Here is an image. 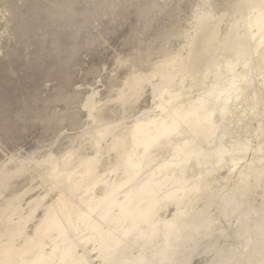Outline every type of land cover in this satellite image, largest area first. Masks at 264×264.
Wrapping results in <instances>:
<instances>
[{"label":"rangeland","instance_id":"1","mask_svg":"<svg viewBox=\"0 0 264 264\" xmlns=\"http://www.w3.org/2000/svg\"><path fill=\"white\" fill-rule=\"evenodd\" d=\"M239 1L212 0L219 15L229 14L222 42L231 23L248 33ZM207 6L204 0H0V215L9 209L1 215L0 234L8 227L16 233L13 253L0 264H264L261 189L257 208L250 207L258 210L261 237L242 258L233 231L203 247L186 238L188 231L177 241L170 232L181 217L179 205L195 202L200 185V178L162 171L192 150L187 142L179 146L182 151L172 144L180 121L190 122L196 135L218 138L211 154L219 161L209 169L219 174L217 180L240 168L238 162L227 167L223 162L233 147L250 152L254 145L242 132L249 133L243 123L249 113L256 116L258 106L249 111L243 105L246 76L236 74L251 77V60L221 57L199 80L180 69L187 63L195 11ZM247 13L264 17L261 7H247ZM240 55L245 56L243 47ZM163 74L167 86L153 103L152 85ZM93 91L100 103L91 118L84 104ZM223 100L216 122L217 109L208 108ZM228 103L230 108L223 107ZM150 107L155 109L150 119L137 118ZM194 149L198 157L210 153ZM259 151L263 160L264 146ZM50 152L61 171L63 158L73 154L70 174L86 167L88 183L93 171L99 178L78 221L64 215V194L50 177L49 164L18 165L19 159L41 160ZM224 187L212 197L221 198ZM205 205L199 202L196 211ZM210 211L215 225L229 229L216 207ZM149 216L154 218L148 221ZM141 255L145 258L137 262Z\"/></svg>","mask_w":264,"mask_h":264},{"label":"bare ground","instance_id":"2","mask_svg":"<svg viewBox=\"0 0 264 264\" xmlns=\"http://www.w3.org/2000/svg\"><path fill=\"white\" fill-rule=\"evenodd\" d=\"M204 2L208 4V6L198 7L195 11L193 23L194 30L186 38L185 46L188 48L187 63L182 65L180 69L187 75L191 73L195 79L199 80L206 75L209 68H215L216 63L221 57L240 63L249 59L251 60V65L249 66V69L253 71L251 77L242 72H236V74L241 79L246 76V80L241 84L242 92H240L243 105H245L249 111L253 106H258V113L256 116L249 113L247 120L243 123L244 126L248 124L249 133L242 132V137L252 139L254 145L251 146L250 152H247V150L242 147H233L230 153L223 159V162L225 167H227L228 163L238 162L240 168L238 172L235 171L232 175L217 180L219 174H212L209 172V169L214 163L219 161L216 156H212L211 154V151L217 148L219 142L218 138L214 135L210 139H205L202 135H196L195 132L191 131L190 122L185 120L180 121L178 133L173 137L172 144L179 148L181 144L187 142L190 144L192 150L188 152V157L185 158L184 155H182L178 161L171 162L163 167L162 171H168L180 178H200V185L195 191L196 193L198 192L197 200L195 202L188 201L184 207L179 205L178 210H182L181 217L176 219L172 227L169 228L175 241L181 239L184 232L188 231L191 234L186 238L190 241H198L201 247L215 242L217 239L215 237L216 235L219 237L229 236L228 232L233 231L234 242L237 246L243 247L244 251L238 250V254L240 258H242L244 252L250 250V244L254 242L255 238L261 237L259 232L262 224L259 221L258 210H250V207L253 206L257 208L258 206L255 195L259 189L263 191V201L261 205L262 207L264 206V159L261 160V153L259 151V146H264V17H262V21L261 19H257V17H248L247 13V7L252 9L261 7L264 9V0H240L237 3L239 13L246 19L248 33L242 34L239 25L237 23H231L223 42L221 41L222 26L226 20H228L227 17H229V14L224 13L219 15L212 5V0H204ZM241 47H243L245 52V56L242 57L240 55ZM258 78H262L261 85L258 83ZM249 81L252 83L250 87L247 85ZM228 83L229 82L226 80L225 84L228 85ZM165 86H167V78L166 75L163 74L161 78L152 85L154 94L153 103H157L156 94L161 92ZM96 95L97 92L93 91V93L87 97L84 104V107L89 110L91 118H94V110L96 105L100 103L96 101ZM224 101L227 100H223V102L219 104L212 102L209 105L208 109H217L214 116L216 122L220 121L221 117L219 111L222 104L227 103ZM229 103L223 105V107L230 108L231 104ZM174 105L175 103H173V106ZM185 105H187V102ZM154 112L155 109L150 107L148 110H143L137 118L148 120ZM201 115L207 116L208 112H201ZM107 140L108 138L106 141ZM163 142L166 141L163 140ZM195 146L200 147V153L203 150H209L210 153H204L198 157V155L194 153ZM70 149L71 148H69V150ZM182 149L183 147L181 146L179 151H182ZM73 158V154H68L63 158L64 169L62 171L59 169V159L53 152H50L41 160L19 159L18 165H30L31 163L37 165L43 163L49 164L51 167L50 177L55 181L58 190L62 191L64 194V200L66 202L63 210L64 215L72 216L78 221L80 215L83 214L82 211L88 210L87 208L91 198L90 186L95 181L99 180V178L96 171H93L92 174L88 176V183L83 174L86 167L76 174H70L69 167ZM167 159L168 155L161 157L162 161ZM250 159H253L254 164L249 161ZM242 172L248 175L243 176L241 174ZM142 183L143 180L138 181L133 185V188H138ZM219 187H224V194L221 198L215 199L212 197V194L218 196ZM201 201H205L206 205L202 211H196V206ZM212 207H216L219 210L220 219L229 225V229L219 227L220 224L215 225L209 219ZM236 207H240L241 215H233V209ZM8 210L9 209H5L1 215L8 213ZM243 210L246 212L242 213ZM153 218L154 216H149L147 220L150 221ZM217 228L219 230H217L212 237L208 236L209 231ZM15 237L16 233L12 227H8L0 234V244L2 241L4 242V240L10 238V241L4 242L0 246V261L13 253L12 240H14ZM144 258L145 256L141 255L137 262L143 261Z\"/></svg>","mask_w":264,"mask_h":264},{"label":"clouds","instance_id":"3","mask_svg":"<svg viewBox=\"0 0 264 264\" xmlns=\"http://www.w3.org/2000/svg\"><path fill=\"white\" fill-rule=\"evenodd\" d=\"M233 215H241L240 207H236V208L233 209Z\"/></svg>","mask_w":264,"mask_h":264}]
</instances>
